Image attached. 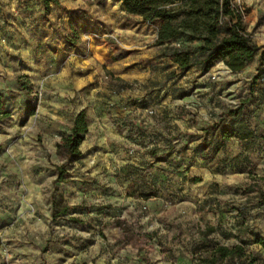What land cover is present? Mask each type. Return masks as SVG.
Masks as SVG:
<instances>
[{
	"label": "rangeland",
	"instance_id": "rangeland-1",
	"mask_svg": "<svg viewBox=\"0 0 264 264\" xmlns=\"http://www.w3.org/2000/svg\"><path fill=\"white\" fill-rule=\"evenodd\" d=\"M58 1L0 0V264H264V0H228L257 47L238 73L120 0Z\"/></svg>",
	"mask_w": 264,
	"mask_h": 264
},
{
	"label": "trees",
	"instance_id": "trees-1",
	"mask_svg": "<svg viewBox=\"0 0 264 264\" xmlns=\"http://www.w3.org/2000/svg\"><path fill=\"white\" fill-rule=\"evenodd\" d=\"M120 1L128 15L140 17L143 23L159 22L156 38L158 41H175L182 38L200 41L201 45L198 50L205 55L202 61L204 71H207L214 61L220 60L231 73L241 72L253 60L257 51L250 35L243 29L239 15H235L233 10L230 9L228 0H207L198 4L203 11H197L196 13H191V11L182 12L184 17L178 22L177 27L170 24V21L181 14L173 7L175 0ZM40 2L44 7H48L50 4L59 5L58 0H40ZM198 12L205 13L206 19L204 21L197 20L194 17ZM197 23L204 25L201 32L205 34L193 35L198 30V27H193ZM167 51L168 56L179 70L187 71L197 64L189 50L167 48ZM263 63L264 51L259 55L260 67ZM257 78L256 75L253 78L254 81ZM85 132V113L80 111L72 121L70 128L71 141L68 142L62 139L61 143L56 144V153L72 158L80 157L81 153L78 147ZM59 170L62 171L63 169L59 168ZM61 212L65 214L66 208L62 209ZM235 249L239 250L240 248L236 247ZM234 250L218 249L221 252V258L227 257ZM205 262L216 264L213 257Z\"/></svg>",
	"mask_w": 264,
	"mask_h": 264
}]
</instances>
